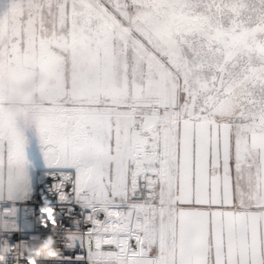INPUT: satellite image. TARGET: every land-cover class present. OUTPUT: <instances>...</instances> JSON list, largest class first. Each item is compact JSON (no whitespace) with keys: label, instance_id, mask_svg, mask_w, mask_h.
I'll list each match as a JSON object with an SVG mask.
<instances>
[{"label":"snow or ice","instance_id":"1","mask_svg":"<svg viewBox=\"0 0 264 264\" xmlns=\"http://www.w3.org/2000/svg\"><path fill=\"white\" fill-rule=\"evenodd\" d=\"M46 178L87 255L27 264H264V0H0L4 213Z\"/></svg>","mask_w":264,"mask_h":264},{"label":"built area","instance_id":"2","mask_svg":"<svg viewBox=\"0 0 264 264\" xmlns=\"http://www.w3.org/2000/svg\"><path fill=\"white\" fill-rule=\"evenodd\" d=\"M46 181L47 183L43 186L37 185L36 191L34 192L33 198L31 200L20 202L16 205V207L19 209L16 217L5 214L3 211L4 204L0 202V225L3 224L4 216L8 215V223L10 225V232L8 233V235L10 236L9 243L10 245L19 246L20 249L24 252V255L20 257L22 264H27V260L36 258L34 256L35 249L42 246V244L46 242L48 238H51L53 240L54 247H60L65 256H71L74 258L77 254L85 257L87 255L86 250H80L79 248L75 250L65 249L63 247L64 242L58 241L56 235L52 231H50L53 226L48 223L46 214L43 213V208L48 206L54 208V215L56 214V212H60L61 215L65 217L63 221L64 227L62 229L63 235H67L68 231H75V229L71 228L70 221L67 218L66 208L68 207V205L61 207L59 204L45 202V195L48 197L49 201H55L57 199L55 196H53L52 192H44L43 195L41 194L42 188H47L51 184L55 183V181H53L51 178H46ZM25 207L30 209L34 208L35 212H29L26 215L23 211ZM76 211H79L78 206H76ZM101 218H103L102 215ZM78 219L83 220V217H78ZM45 225H47V227ZM55 228H61L59 220ZM33 234H42L41 239L38 241H33L30 238ZM4 238V234L0 233V244H2ZM52 259L54 258H50L49 261L45 262V264H52ZM81 264H87V261L85 260L81 262Z\"/></svg>","mask_w":264,"mask_h":264},{"label":"clouds","instance_id":"3","mask_svg":"<svg viewBox=\"0 0 264 264\" xmlns=\"http://www.w3.org/2000/svg\"><path fill=\"white\" fill-rule=\"evenodd\" d=\"M54 242L51 240V238H49L44 245H42L41 247V251H44L45 250V246L48 247V249L50 250L51 249V245L53 244Z\"/></svg>","mask_w":264,"mask_h":264},{"label":"bare ground","instance_id":"4","mask_svg":"<svg viewBox=\"0 0 264 264\" xmlns=\"http://www.w3.org/2000/svg\"><path fill=\"white\" fill-rule=\"evenodd\" d=\"M108 247H109V246H106V247H105V250H108Z\"/></svg>","mask_w":264,"mask_h":264}]
</instances>
